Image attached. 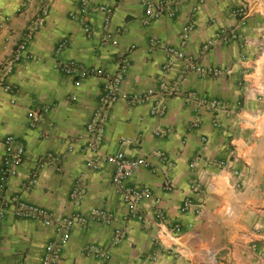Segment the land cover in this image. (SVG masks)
<instances>
[{
    "label": "crops",
    "instance_id": "1",
    "mask_svg": "<svg viewBox=\"0 0 264 264\" xmlns=\"http://www.w3.org/2000/svg\"><path fill=\"white\" fill-rule=\"evenodd\" d=\"M83 2L0 0V20L8 18L7 26L0 28V76L28 27L44 19L28 46L32 58H22L0 81V165L6 135H16L26 147L17 175L7 180L6 195L59 216L88 215L92 208L114 215L111 224L76 223L59 264H264V0H181L154 19L147 17L145 0ZM102 5L116 8L110 25L114 36L107 43L101 41L105 14L98 7ZM189 23L195 24V31L183 41L182 30ZM90 29L95 32L92 36ZM216 37L223 43L204 51L205 43ZM63 40L67 45L57 53ZM167 46L185 50L201 67L233 70L219 76L190 70L181 83L182 96H172L161 116L152 113L155 98L142 103L121 98L107 112L99 152L122 149L146 158L151 165L139 168L132 183L151 186L170 222L183 225L181 234H161L157 243L159 230L152 221L129 218L112 184L113 167L86 166L87 154L82 151L86 126L104 78L90 76L76 82L57 63L76 60L113 74L120 57L128 55L122 90L131 95L158 89L163 80L169 84L180 80L185 60L173 58L163 71L171 59ZM243 54L246 60H241ZM5 82L13 84L16 103L3 90ZM214 100L221 101L224 109L210 107ZM46 106L50 111H42L37 127H31L28 110ZM158 130L165 134L158 135ZM71 142L75 149L68 151ZM48 153L63 158L60 168L55 163L46 166L39 171L40 182L25 189L33 165ZM230 153L237 159L227 169L209 164ZM81 175L86 192L76 204L70 194ZM200 180L206 189L203 213L183 212L186 197L200 196L192 186ZM165 181H171L173 189H165ZM141 209L149 206L142 204ZM148 217L152 220V213ZM127 222V235L113 242L115 228ZM0 231V264H41L46 244L55 237L53 227L19 218L12 207L0 220ZM92 248L107 251L109 257L96 255Z\"/></svg>",
    "mask_w": 264,
    "mask_h": 264
},
{
    "label": "built area",
    "instance_id": "2",
    "mask_svg": "<svg viewBox=\"0 0 264 264\" xmlns=\"http://www.w3.org/2000/svg\"><path fill=\"white\" fill-rule=\"evenodd\" d=\"M29 0H23V4H27ZM84 4L86 0H83ZM181 0H160L157 3L151 0H145L146 12L148 19H154L161 16L166 12L169 5L180 2ZM98 9L105 14L103 34L101 37L102 43L110 42L114 36L113 31L110 28L113 17L116 13L115 6H99ZM243 10L240 9V12ZM239 12V13H240ZM244 13V12H243ZM8 18L0 20V28L3 29L7 26ZM44 24V19L37 20L30 25L22 38L21 42L14 50L12 57L6 62L5 72L0 76V81L3 82L4 78L13 71L15 64L22 58H32V54L28 52V46L31 40L34 38L35 33ZM195 31V24L189 23L184 26L182 30V39L186 41ZM89 34L92 36L95 32L90 29ZM223 43L219 38H212L208 40L203 50L206 51L218 44ZM67 45L66 40L59 43L57 47V53L61 52ZM168 55L171 57L165 64L163 71H167L170 67L173 58L185 60V68L182 70L180 80L177 83L169 84L163 80L160 88L149 87L145 91L134 94H126L122 90V85L125 80V75L130 66V57L128 55H122L119 61L118 70L110 74L102 68H90L76 60H64L57 63L58 68L66 75L79 82L90 76H99L104 78L102 85V91L98 103L94 109L92 117L86 126V143L84 144L82 151L86 155V166L90 169L98 170L108 165L114 169L112 175V184L115 190L121 197V200L128 211L129 218H136L141 222H151L158 228V234H156L154 241L161 242V234L166 236H174L181 234L184 229L183 225L179 222H170L164 209L161 206V198L153 194V189L147 184L138 185L132 183L133 177L136 176L137 171L141 167H149L150 162L144 157H133L128 155L124 150H119L111 154H102L99 152L101 142L103 139V132L107 121V112L109 108L117 102L119 99L124 98L127 101L133 103H142L152 98L156 99V104L153 106L152 113L157 116L165 114L168 106V100L172 96H182L183 90L181 83L188 77L190 70L199 72L206 76H219L232 72L233 67H208L204 68L198 64V60L194 57L187 56L185 50L177 48L175 46L166 47ZM241 60H246V54H243ZM3 90L5 93L11 95V103H16V98L13 94L15 88L13 84L5 82L3 84ZM210 107L215 110L224 109V105L221 101L214 100L210 103ZM51 107L46 106L43 109L37 110L36 108H30L28 110V120L31 127H37L42 111L48 113ZM215 125H219V120L214 122ZM42 134L47 132L42 131ZM158 135H164L165 131L158 130ZM81 138L83 136H80ZM2 143L4 145V156L0 165V220L4 217L7 208L12 207L14 214L23 219H36L40 220L43 224L51 226L54 229L55 237L49 241L44 249L41 264H59V261L63 255V249L65 243L68 241L71 235V231L76 223L90 224L91 222L111 224L114 220V215L107 210L92 208L88 215L76 213L69 216H59L52 210L28 202L21 197L10 198L6 195L7 180L17 175L19 167L24 162L26 153V147L22 140H20L14 134L6 135ZM75 144L71 142L68 146V151H73ZM62 157L53 153H48L39 158L27 177L24 188L30 189L40 182V173L42 169L50 164H57L60 168ZM236 156L230 153L224 159L209 161V164H216L220 168L227 169L230 162L236 160ZM193 162L192 165H195ZM235 174L238 175L239 171L236 170ZM193 190L200 194L198 198H194L193 195L188 196L183 201L181 210L183 212L193 211L197 215H201L205 206V187L202 181H196L193 183ZM209 188L212 184L208 185ZM165 189L171 190L174 184L171 181L164 182ZM86 192V185L84 183V176L81 175L77 178L74 187L71 191L70 197L76 203L80 204L83 196ZM147 204L149 210H142L141 205ZM152 213V220H149L148 214ZM128 218V219H129ZM130 230V225L127 222L124 226L115 228L113 242H119L122 240ZM1 237V231H0ZM96 255L103 258L109 257V253L104 250H98L96 248L90 249Z\"/></svg>",
    "mask_w": 264,
    "mask_h": 264
}]
</instances>
